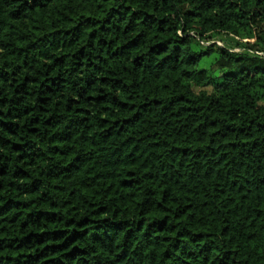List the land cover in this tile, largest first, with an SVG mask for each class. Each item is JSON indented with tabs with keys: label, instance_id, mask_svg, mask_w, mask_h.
Returning a JSON list of instances; mask_svg holds the SVG:
<instances>
[{
	"label": "trees",
	"instance_id": "obj_1",
	"mask_svg": "<svg viewBox=\"0 0 264 264\" xmlns=\"http://www.w3.org/2000/svg\"><path fill=\"white\" fill-rule=\"evenodd\" d=\"M0 264H264V0H0Z\"/></svg>",
	"mask_w": 264,
	"mask_h": 264
},
{
	"label": "rangeland",
	"instance_id": "obj_2",
	"mask_svg": "<svg viewBox=\"0 0 264 264\" xmlns=\"http://www.w3.org/2000/svg\"><path fill=\"white\" fill-rule=\"evenodd\" d=\"M218 45H222V43L221 42H218ZM260 54H262V53H260Z\"/></svg>",
	"mask_w": 264,
	"mask_h": 264
},
{
	"label": "built area",
	"instance_id": "obj_3",
	"mask_svg": "<svg viewBox=\"0 0 264 264\" xmlns=\"http://www.w3.org/2000/svg\"><path fill=\"white\" fill-rule=\"evenodd\" d=\"M258 55H262V54H260V53H257Z\"/></svg>",
	"mask_w": 264,
	"mask_h": 264
}]
</instances>
